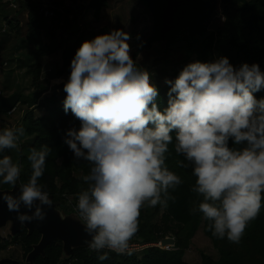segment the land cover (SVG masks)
<instances>
[{
  "label": "clouds",
  "instance_id": "obj_1",
  "mask_svg": "<svg viewBox=\"0 0 264 264\" xmlns=\"http://www.w3.org/2000/svg\"><path fill=\"white\" fill-rule=\"evenodd\" d=\"M131 38L113 29L84 41L63 87V110L80 121L79 129L66 130L63 143L74 160L91 165L82 177L88 188L78 194L76 205L91 237L85 243L103 253L100 261L109 259V252L133 255L130 242L138 232L140 210L145 203L167 207L175 200L169 190L182 183L165 165L175 139L174 150L183 157L178 166L191 168L197 178L192 191L204 198L193 213L198 210L212 221L213 236L238 245L264 199V98L254 95L264 90V71L255 62L234 66L227 56L190 62L174 80L165 79L168 100L160 110L154 73L130 55ZM24 134L22 126L0 130V152L19 150ZM51 150L47 145L30 150L32 172L18 195L0 192L22 225L44 221L45 207L53 206L39 183ZM22 170L3 156L0 184L16 189Z\"/></svg>",
  "mask_w": 264,
  "mask_h": 264
},
{
  "label": "trees",
  "instance_id": "obj_2",
  "mask_svg": "<svg viewBox=\"0 0 264 264\" xmlns=\"http://www.w3.org/2000/svg\"><path fill=\"white\" fill-rule=\"evenodd\" d=\"M137 1L148 13L149 33L138 43L131 56L136 59L139 53L149 51L155 43H163V54L174 50L182 53L183 63L172 74H168L169 79L174 80L191 60L208 62L219 56L229 57L234 66H239L242 62H255L260 64L261 70L264 71V0ZM87 5L97 18L100 11L106 7L107 0H89ZM51 7L53 15L42 18L37 15V4L26 5V32L21 42L30 46L31 52L37 57L42 56L44 51H59L61 69L54 75V78H58L63 75L64 70H71V60L84 41H90L109 30L102 27L96 32L90 29L79 32L72 27L75 20L71 19L68 23V12L65 15L54 4ZM222 16L227 17L226 22L221 20ZM47 19L48 25L42 28ZM210 21H215L213 30L207 27ZM11 28L16 30L18 35V26L13 28L12 25ZM41 29L44 30L46 44L41 43ZM63 30L70 32L65 39L60 36ZM29 68H32L30 91L26 95L4 88L9 92L4 96L17 94V108L26 110L16 126H22L25 134L21 137L19 150H4L0 152V158L7 155L13 162L23 165L17 182L19 186L27 183L32 172L31 162L27 159L31 154L30 150L35 148L39 151L43 146H49L52 150L47 157L45 173L39 183L46 186L50 198L58 203L57 210L66 215L69 210L64 207L61 195L78 197L81 191L86 190L88 184L82 177L88 175L91 168L87 161L74 160L73 153L63 143L66 130L72 127L79 129L80 121L70 111L65 114L63 110L66 97L63 87L67 80L54 87L55 94L51 93L49 97L44 98V114L34 118L33 113L29 111L37 107V101L47 92V82H41L39 65L34 64ZM156 86L159 90V109L163 110L167 106L169 85ZM254 95L257 99L264 98V90ZM4 128L6 127L0 124V130ZM174 143L175 139L173 145H169V151L165 153V165L180 176L182 183L175 190H169L175 200H169L167 207L157 205L153 208L145 203L140 210L138 232L130 242L134 247L140 248L139 250H134L131 256L109 252V259L100 261L97 257L103 253L90 251L88 247L75 249L69 257H64L60 242H55L46 246L43 256H36L31 264H187L183 261V255L198 230L209 240L217 255V258L213 259L200 253L201 264H264V199L259 215L249 222L238 245L230 243L226 238H216L209 229L212 221L205 219L198 210L195 213L192 211L194 208L198 209L204 198L192 191L197 178L192 174L191 168L183 169L178 166L177 162L183 157L176 154ZM11 188L10 185L0 184V190ZM164 238L174 241L170 249L159 246V242ZM38 240V233L27 235L23 228L10 238L11 242H19L23 257ZM7 245V241L0 244V251Z\"/></svg>",
  "mask_w": 264,
  "mask_h": 264
},
{
  "label": "rangeland",
  "instance_id": "obj_3",
  "mask_svg": "<svg viewBox=\"0 0 264 264\" xmlns=\"http://www.w3.org/2000/svg\"><path fill=\"white\" fill-rule=\"evenodd\" d=\"M28 1L31 3V6L35 4H37L38 6L40 3H47L48 1V6L50 8L53 9L51 5L54 4L56 8L59 7L65 15L66 12H68V23H70L71 19L75 20V23L72 24V27L74 26V30L78 29L79 32L83 30L87 31L89 29L96 32L102 27L108 28L109 31L113 29H122L126 32H129L132 37L131 40L128 41L131 49L130 55L136 49L138 43L141 42L149 33L148 13L144 11V9L142 8V6L139 5L137 0H107L106 7H104L100 11L97 18L93 16V11L87 5L89 0H23V2L25 3L24 6L28 4ZM3 5L9 8L7 4ZM4 10L7 11V13L10 12L7 9ZM22 15L24 28H22L21 38L22 40H24V33L26 32L25 7L22 11ZM43 24L44 26H42V28H46V26L48 25V19L43 22ZM18 26L20 27V25ZM215 26V21H210L207 27L209 30H213ZM19 30H21V28H19ZM43 31L44 30L42 29L40 30V40L41 43L46 44V40L43 36ZM68 33H70L69 30H63L60 32V36L65 39L70 35ZM137 35H139V39H137ZM25 48V51L32 50L30 46H26ZM20 51L24 52L23 49H21ZM162 52L163 43H155L149 51L139 53L137 58L135 59L138 64L147 68L150 72L154 73L152 81L157 85H166L165 79H169L168 74H172L176 68L180 67L183 63L182 61L184 58L182 53L177 52L175 50L172 52H167V54H163ZM39 60L41 64L44 65V68L46 66L50 69H44L45 75L49 74L48 79L54 78V75L61 69V59L59 51H56L54 53L44 51L42 57H39L37 62ZM193 61L194 60H191L188 63ZM5 74L6 71H1L0 73L1 80L3 79V82L0 83V95L9 93L6 89H4L3 85V83L5 82L4 77H6ZM69 75L70 71L64 70L62 76L50 80V83H48V81L47 83H45L47 86V92H45L44 95H42L41 98L37 101V107L30 109L29 111L33 113L34 118L43 116L44 98L49 97L51 93L55 94L56 92L53 91L54 87H56L60 82L68 80ZM26 77V86L21 89L23 94L28 93L30 91L31 75L28 74ZM40 79H42L41 74ZM25 111V108H20L19 111L12 113L10 116L0 114V124H2L6 128L16 127L20 123L19 120L22 118L23 113ZM59 209L61 208L59 207ZM10 238L11 237L9 236V226L6 225L2 229H0V244H3V242L7 241L8 245L5 247V249L0 251V259L7 258L19 264L25 263V257H23L19 242H11ZM139 249L140 248L134 247V250ZM200 253L207 254L213 259L217 258L216 252L212 248L209 240L202 235L200 230H198L195 233L194 237L191 239L190 245L184 252L183 261L187 264H201Z\"/></svg>",
  "mask_w": 264,
  "mask_h": 264
},
{
  "label": "water",
  "instance_id": "obj_4",
  "mask_svg": "<svg viewBox=\"0 0 264 264\" xmlns=\"http://www.w3.org/2000/svg\"><path fill=\"white\" fill-rule=\"evenodd\" d=\"M18 105V96H0V114H6ZM11 188L0 190V192H9L18 195L19 189ZM58 203L53 201L51 208L45 207L46 218L44 221H32L20 224L16 219L17 213L10 212L4 201L0 200V229L9 226V236L13 237L23 228L27 235L33 232L39 234L38 242L31 246V250L25 256V264H31L36 256H43L46 246L51 243L60 242L61 252L64 257H69L73 250L78 248H87L86 240L91 237L85 233L83 224L73 215L62 216L57 210ZM26 211V209H21ZM34 211V208H33ZM174 241L171 238H164L159 242L160 247L172 246ZM11 259H0V264H15Z\"/></svg>",
  "mask_w": 264,
  "mask_h": 264
},
{
  "label": "crops",
  "instance_id": "obj_5",
  "mask_svg": "<svg viewBox=\"0 0 264 264\" xmlns=\"http://www.w3.org/2000/svg\"><path fill=\"white\" fill-rule=\"evenodd\" d=\"M13 1L15 2L14 7L8 5L11 9L0 3V73L1 71H6V77H4L5 82L3 83L4 88L6 87L12 91L20 90L22 92L21 89L26 86V76L31 73L32 68H29L31 65L37 64L40 66L41 81H48V83H50V80L56 78L48 79L49 74H46V76L44 72V69L47 67L45 66L44 68V65L41 64L40 60L37 62L39 57L31 52L32 50L25 51L26 46L21 42V27L23 26L22 11L26 5L24 6L25 3L23 0ZM27 5H30L29 1ZM4 9L9 10L10 12L7 13ZM12 25L13 28H15L16 25H20L18 28H21V30L18 31V35H16L17 31L11 28ZM2 30L4 31L1 33ZM21 49H23L24 52L20 51ZM1 82H3V79L1 80L0 75V83ZM26 94L27 93L24 95ZM18 109L20 110V107H16L15 112L19 111Z\"/></svg>",
  "mask_w": 264,
  "mask_h": 264
},
{
  "label": "built area",
  "instance_id": "obj_6",
  "mask_svg": "<svg viewBox=\"0 0 264 264\" xmlns=\"http://www.w3.org/2000/svg\"><path fill=\"white\" fill-rule=\"evenodd\" d=\"M0 2L8 4L10 7H14V5H15V2L13 0H0ZM37 7H38V10H37V15L38 16H41L42 18H49V17H51L53 15V12H52L53 9L48 6V1H47V3H40ZM3 31L4 30H2L1 33ZM14 112H15V108L13 110H11L10 112L6 113L5 116H10ZM61 198L64 201V207L69 210V213L66 214V215L71 214V215H73V216H75L77 218L76 205H77L78 197H74V196H71V195L67 196V195L63 194V195H61ZM61 215L62 216H66V215H63L62 213H61Z\"/></svg>",
  "mask_w": 264,
  "mask_h": 264
}]
</instances>
